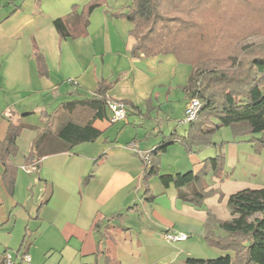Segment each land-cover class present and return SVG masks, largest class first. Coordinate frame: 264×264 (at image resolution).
Here are the masks:
<instances>
[{
    "label": "crops",
    "instance_id": "1",
    "mask_svg": "<svg viewBox=\"0 0 264 264\" xmlns=\"http://www.w3.org/2000/svg\"><path fill=\"white\" fill-rule=\"evenodd\" d=\"M87 1L0 0V140L8 119L33 126L21 131L17 154L9 158L17 167L11 191L0 164V258L24 238L33 256L23 264H188L189 257L211 258L216 248L203 238L209 214L229 219L228 196L264 184V153L233 139L229 127L220 135L226 126L214 132V145L186 151L180 138L187 123L180 120L192 67L172 55L131 56L133 24L112 15L131 0H106L83 27L69 17L74 35L60 37L53 20L80 13ZM35 50L45 60L44 75L38 74ZM101 82L108 85L107 99L126 103L127 117L111 122L107 109L94 121L101 131L94 140L44 156L38 169L36 162L24 163L37 129L45 127L41 112L65 101L60 96L92 97ZM176 100L182 101L179 117L172 111ZM129 142L156 163L157 172L145 183L143 158ZM220 154L223 169H210L199 182L214 189L200 205L179 199L173 184L165 187L159 180L163 174L197 172L206 158ZM168 229L188 237L168 242L160 236ZM212 229L224 234L217 225Z\"/></svg>",
    "mask_w": 264,
    "mask_h": 264
},
{
    "label": "trees",
    "instance_id": "2",
    "mask_svg": "<svg viewBox=\"0 0 264 264\" xmlns=\"http://www.w3.org/2000/svg\"><path fill=\"white\" fill-rule=\"evenodd\" d=\"M105 1L88 0L80 13L72 10L67 17L55 18L53 24L60 37L74 35L69 17L83 27L93 9ZM227 1L131 0L125 10L114 11L112 15L133 24L129 30L135 40L130 49L131 56L172 55L177 62L193 67L205 59L208 24L219 32L222 42V50L218 48L214 51L213 55L218 56L213 61L225 55L233 61V30L238 25L236 13L246 10L251 21L256 19V14L264 21V0H239L241 6L234 12L225 7ZM34 58L38 74L44 75L47 67L38 50L34 51ZM238 66L237 70L226 71L199 68L190 74L185 90L189 98L199 99L200 107L197 117L186 124V133L180 138L186 151L214 145V132L226 126L230 128L233 139L242 138L253 144L258 153H264V50H252V54L243 58ZM107 86L101 82L92 97H74L59 103L50 112L42 111L45 127L37 129L31 148L24 156V163L36 162L38 169V162L44 156L67 151L75 144L97 138L101 131L94 126V121L107 115ZM25 127L33 126L14 124L8 119L6 134L0 140L1 177L9 191L13 189L17 171L9 158L17 154L16 139ZM165 145L166 142L162 147ZM222 163L223 155L220 154L206 158L197 172L188 170L163 174L159 175V180L165 187L173 184L179 199L200 205L214 193V189L205 190L200 186V180L210 169L215 173L222 170ZM156 172V163L152 161L147 166L143 162L144 183ZM227 208L231 215L227 220H218L209 214L203 235L207 245L226 254L214 258L189 257L186 259L188 264H264V184L230 194ZM212 225H217L224 234H217ZM24 240L16 253L25 248ZM0 264H5L3 257ZM11 264L23 263L14 260Z\"/></svg>",
    "mask_w": 264,
    "mask_h": 264
},
{
    "label": "rangeland",
    "instance_id": "3",
    "mask_svg": "<svg viewBox=\"0 0 264 264\" xmlns=\"http://www.w3.org/2000/svg\"><path fill=\"white\" fill-rule=\"evenodd\" d=\"M225 7L234 12L240 5L239 0H228L227 2L224 3ZM261 13V12H260ZM263 15V14H262ZM235 18L238 20L236 23L237 28L233 30V50H234V55L235 59L232 61L231 59L228 58V56H222L220 59L213 61L214 59L217 58L218 54L213 55L214 51L216 49H221L222 50V42L219 38V32L211 25L208 24V28L206 29L209 32L208 36V43L207 47L205 48V59L200 61L201 63L198 65H194L192 67L191 73L194 74V72L199 69H208V70H215L221 69L226 71L228 70H237L238 65H240V62L243 58L249 57L252 54V50H264V21L258 17L256 14V19L252 20L249 18L247 15V11H240L237 12L235 15ZM214 56V57H213ZM184 66V65H183ZM179 91V90H178ZM87 92L82 93V96H87ZM59 99L61 100H67L69 99L66 96H60ZM53 106V103L51 104V107ZM49 112L51 109L47 106ZM172 111L173 115L179 117L182 111V101L181 100H176L173 102L172 106ZM176 117V118H177ZM176 120H173V124L175 123ZM177 122V121H176ZM180 125L177 123V129L180 130ZM226 130H229L228 127L222 129L220 131V135L224 136L225 133L227 132ZM211 150V149H207ZM196 154H192V156H195ZM165 165L164 163L162 164ZM261 171L259 170L257 173L258 178H261ZM21 216V212L19 213L18 217ZM213 250V249H209ZM11 251V250H9ZM13 252V251H11ZM214 255H209L211 258L221 256L226 254V252H223L222 250H219L216 248V251ZM31 257L33 256V252L29 254ZM55 257V255L52 257V259Z\"/></svg>",
    "mask_w": 264,
    "mask_h": 264
},
{
    "label": "built area",
    "instance_id": "4",
    "mask_svg": "<svg viewBox=\"0 0 264 264\" xmlns=\"http://www.w3.org/2000/svg\"><path fill=\"white\" fill-rule=\"evenodd\" d=\"M106 105L107 109L110 112L111 122L124 120L127 117V105L124 101L116 99H107ZM199 107L200 102L197 97L188 98V101L185 105L184 114L180 120V123H188L194 120L198 115ZM128 145L129 147L133 148L135 151L141 154V157L143 158L142 160L145 165L148 166L151 164V156L148 152L138 150L133 142H129ZM160 236L168 242L181 241L185 240L188 237L187 233L177 229L165 230L160 234ZM3 258L5 264H11L14 260H21L22 263H25L30 260V255L28 253L27 247H25L20 253L11 252L8 250L4 253Z\"/></svg>",
    "mask_w": 264,
    "mask_h": 264
}]
</instances>
